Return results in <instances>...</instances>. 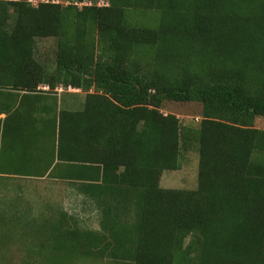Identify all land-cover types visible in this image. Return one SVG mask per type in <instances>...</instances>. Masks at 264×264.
<instances>
[{"label": "trees", "instance_id": "obj_1", "mask_svg": "<svg viewBox=\"0 0 264 264\" xmlns=\"http://www.w3.org/2000/svg\"><path fill=\"white\" fill-rule=\"evenodd\" d=\"M98 1L0 0V147L18 101L54 99L57 162L91 169L70 180L99 204L97 253L264 264V0ZM50 37L52 63L38 50ZM57 87L86 92L83 108L59 109ZM165 101L201 103L199 125ZM190 151L197 187L162 186Z\"/></svg>", "mask_w": 264, "mask_h": 264}, {"label": "crops", "instance_id": "obj_2", "mask_svg": "<svg viewBox=\"0 0 264 264\" xmlns=\"http://www.w3.org/2000/svg\"><path fill=\"white\" fill-rule=\"evenodd\" d=\"M44 86L43 90H51L49 86ZM54 92L58 98L59 109L83 108L87 93L82 89L57 87ZM17 106L19 108L7 123L0 147V214L2 213V219H5L6 223L10 218L32 220V227L21 225L11 229L9 234L0 233V243H5L8 235L15 236L11 241L26 244L25 246L31 241L43 246L52 240L60 245L68 244L69 249L77 251L78 255L93 258L94 254L88 252L92 248L100 250L102 243L91 242L88 235L102 233V217L97 227L93 225V215H98L95 209L99 210L100 207L94 197L83 195L77 190L81 183L71 181L78 175L87 178L91 169L83 165L72 166L57 162L53 153L56 140L52 124L49 122L54 117V99L48 101L26 98L18 101ZM5 117V113L0 115L1 119ZM51 170L55 171V176L64 175L66 178L50 177ZM61 187L64 188V194H59L63 202L60 210L62 215L57 212L55 218L61 216L59 224L65 226L63 230H58L46 223V218H50L53 208L49 212L42 204L54 202V197L57 196L49 188ZM39 246L34 250L29 247L17 250L31 252V260L38 261L37 253L41 255L39 252L43 250Z\"/></svg>", "mask_w": 264, "mask_h": 264}, {"label": "rangeland", "instance_id": "obj_3", "mask_svg": "<svg viewBox=\"0 0 264 264\" xmlns=\"http://www.w3.org/2000/svg\"><path fill=\"white\" fill-rule=\"evenodd\" d=\"M63 5H68L75 2H80V0H57ZM57 48V39L55 38H42L38 40V50L39 54L43 58H48L52 63L55 56V51ZM45 87L39 86L38 90H43ZM162 112L164 114L173 113L177 115L182 124L184 126H193L197 127L201 120V111L202 104L199 102H180V101H165L162 107ZM255 127L260 130H264V119L257 118L255 122ZM264 149V147H263ZM198 170H199V156L197 151L188 152L185 157L181 160V167L178 170H168L163 174V183L164 187L168 188H180V189H195L198 185ZM52 189V193H56L54 197V202H46L42 205L49 211L53 208L51 212L50 218H46V223L50 224V226L54 228H58V230L64 228V224H59L61 221L59 218L61 216L55 218L56 213L61 214V205L63 204L59 194H64V188H49ZM77 190L80 193H83L79 186ZM83 195H86L83 193ZM95 206V203H94ZM93 206V207H94ZM96 214L93 215L94 224L97 227L102 217L101 210L95 209ZM62 215V214H61ZM58 216V215H57ZM63 217V216H62ZM98 217V218H97ZM64 219H68V217H64ZM2 219V213L0 214V233H11V229L17 226H26L32 227V220L28 219H18V218H10L6 223ZM44 221V220H43ZM43 226L42 224H40ZM25 237V236H23ZM31 237V236H28ZM15 236L8 235L5 239V243H0V264H134L132 260L118 259L110 253L103 252L104 254L97 253L95 248L90 249V253H93V258H87V256H83L81 254H77V251H71L70 246L67 244H57L52 240H49L48 243L43 246H39L34 241L27 242L26 244H18V242L11 241ZM9 240V241H8ZM43 248L41 255H38V261H32L31 252L24 250H17L18 248H26L29 247L31 250H34L37 247ZM95 249V250H94ZM95 251V252H94ZM88 252V253H89Z\"/></svg>", "mask_w": 264, "mask_h": 264}, {"label": "built area", "instance_id": "obj_4", "mask_svg": "<svg viewBox=\"0 0 264 264\" xmlns=\"http://www.w3.org/2000/svg\"><path fill=\"white\" fill-rule=\"evenodd\" d=\"M11 1V0H10ZM13 1V0H12ZM17 1V0H16ZM29 2L33 3V4H37L38 2H49V0H28ZM53 2H58L57 0H53ZM83 4L85 5H91L92 3L89 1H85ZM108 3L105 0H99L98 1V5L102 6V5H107ZM81 5V3H80Z\"/></svg>", "mask_w": 264, "mask_h": 264}]
</instances>
